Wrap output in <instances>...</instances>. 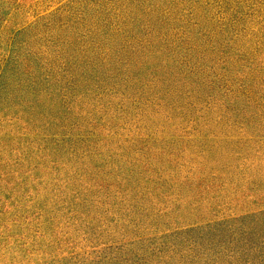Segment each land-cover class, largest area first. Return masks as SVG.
Wrapping results in <instances>:
<instances>
[{"label":"rangeland","instance_id":"obj_1","mask_svg":"<svg viewBox=\"0 0 264 264\" xmlns=\"http://www.w3.org/2000/svg\"><path fill=\"white\" fill-rule=\"evenodd\" d=\"M0 264H264V0H0Z\"/></svg>","mask_w":264,"mask_h":264}]
</instances>
